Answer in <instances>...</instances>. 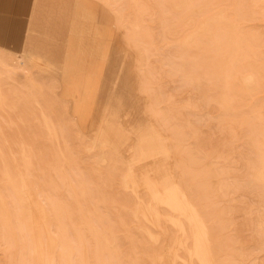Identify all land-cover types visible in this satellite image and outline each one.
<instances>
[{"label":"rangeland","instance_id":"obj_1","mask_svg":"<svg viewBox=\"0 0 264 264\" xmlns=\"http://www.w3.org/2000/svg\"><path fill=\"white\" fill-rule=\"evenodd\" d=\"M77 1L91 79L0 65V264H264V0H14L0 57Z\"/></svg>","mask_w":264,"mask_h":264},{"label":"crops","instance_id":"obj_2","mask_svg":"<svg viewBox=\"0 0 264 264\" xmlns=\"http://www.w3.org/2000/svg\"><path fill=\"white\" fill-rule=\"evenodd\" d=\"M35 1L37 4L38 0ZM13 2L14 0H0V13L4 14L0 15V49L7 52L9 51L2 48L10 45L8 35L11 27L7 15L13 7ZM52 4L50 10L44 11L45 16L33 11L27 22L20 23V54L44 57L50 64L53 61L52 63L62 67L61 74H67L65 77L73 72L74 67L75 72L78 71L77 67L84 68L83 80L91 79L94 74L93 12L87 6H79L78 1L74 5L60 2L58 20L56 4ZM21 33L23 37L20 36ZM68 80L66 78V81ZM68 94L66 91L65 96Z\"/></svg>","mask_w":264,"mask_h":264},{"label":"bare ground","instance_id":"obj_3","mask_svg":"<svg viewBox=\"0 0 264 264\" xmlns=\"http://www.w3.org/2000/svg\"><path fill=\"white\" fill-rule=\"evenodd\" d=\"M26 46V45H25ZM25 49V48H24ZM5 55V54H4ZM12 60H13V58H12ZM10 61H11V59H10ZM9 63H14V62H9ZM8 62H6L4 59H3V57L1 58L0 57V65L1 66H3V67H5V68H7V69H11V70H18V71H23V72H25V66L27 65L26 64V59H25V55L23 56V59L22 60H20V61H18L17 63H19L18 65H11V64H9ZM21 64V65H20ZM4 69V68H3ZM2 69V70H3ZM2 70H0V71H2ZM3 72V71H2ZM7 71H5V73H6ZM22 72V73H23ZM16 73H19V72H16ZM8 74V73H7ZM8 76V75H7ZM151 133V132H150ZM104 136V138H106V135H103ZM147 136V135H146ZM146 136H145V138H146ZM139 145V144H138ZM260 148V147H259ZM260 150H262L261 148H260ZM259 150V151H260ZM139 152L141 153V154H143L144 156H148V155H152L153 154V150H152V146L151 145H147L145 142L142 144V145H140V147H139ZM261 152V151H260ZM262 152H263V150H262ZM261 152V153H262ZM138 153V152H137ZM264 153V152H263ZM262 153V154H263ZM260 155V154H259ZM207 156V155H206ZM179 168V167H178ZM9 172V171H8ZM131 172V171H130ZM23 174V173H22ZM181 174V173H180ZM11 175V174H10ZM24 175V174H23ZM13 176H15V175H13ZM16 177V176H15ZM21 177V176H20ZM24 177V176H23ZM179 177V176H178ZM177 177V178H178ZM15 179V178H14ZM19 179V178H18ZM21 180V179H20ZM31 181H33V180H31ZM80 182V181H79ZM185 183V182H184ZM33 184H34V182H33ZM81 184V183H80ZM32 187L35 185H32V184H30ZM187 185V184H186ZM25 186V185H24ZM36 186V185H35ZM38 186V185H37ZM79 186V185H78ZM31 187V188H32ZM80 187V186H79ZM37 188V187H36ZM80 189V188H79ZM30 190V189H29ZM35 190V189H34ZM53 190V189H52ZM55 190V189H54ZM87 190V189H86ZM166 190V189H165ZM10 191V190H9ZM39 191V190H38ZM35 192V191H34ZM37 193V192H36ZM40 194V193H39ZM42 194V193H41ZM37 195H38V193H37ZM43 195V194H42ZM42 195H40V196H42ZM36 196V195H35ZM30 197V196H29ZM37 197V196H36ZM12 198V197H11ZM43 199V198H42ZM41 199V200H42ZM190 199V198H189ZM49 201H50V199H49ZM41 202V201H40ZM44 202H45V200H44ZM43 202V203H44ZM52 204V203H51ZM9 205H11V204H9ZM48 207V206H47ZM11 209V208H10ZM57 210V209H56ZM49 211V210H48ZM53 211V210H52ZM51 211V212H52ZM54 212V211H53ZM54 214H56V213H54ZM53 214V215H54ZM204 214V213H203ZM52 215V216H53ZM50 217H51V214H50ZM57 217V216H56ZM13 218H14V216H13ZM53 218V217H52ZM12 219V218H11ZM103 219V218H102ZM264 219V218H263ZM32 221H33V225H32V228H31V231H32V233H33V235H34V237H35V239H36V241H37V251L39 252V254L40 255H42L43 254V252H44V250L46 249V247H45V241L44 240H46V239H48V237H45L44 236V229L42 228V226H41V224H40V222H39V218H38V215H35V214H33V216H32ZM106 221V220H105ZM264 221V220H263ZM15 222V221H14ZM54 222V220L52 221V223ZM56 222V221H55ZM54 222V223H55ZM60 222V221H59ZM205 223V222H204ZM16 224V223H15ZM15 224H13L14 226H15ZM56 224V223H55ZM203 224V223H202ZM58 225V224H57ZM57 225H56V227H57ZM59 226V225H58ZM50 227H52L51 226V224H50ZM55 227V226H54ZM53 227V228H54ZM185 228V227H184ZM25 229V228H24ZM56 232V231H55ZM54 232V233H55ZM53 233V232H52ZM18 234V233H17ZM67 234V233H66ZM61 235H63L62 234V232H61ZM56 236H57V234H56ZM68 236V235H67ZM60 234H59V239H60ZM65 237V236H64ZM26 238H28V237H26ZM66 238V237H65ZM69 238V237H68ZM85 239V238H84ZM207 239V238H206ZM56 241H57V238L55 239ZM62 240V239H61ZM61 240H59V242H61ZM71 240V239H70ZM69 240V241H70ZM63 241H65V239H63ZM62 241V243H66V242H63ZM72 241V240H71ZM59 242H58V244H59ZM74 242V241H73ZM78 242V241H77ZM86 242V241H85ZM59 244L60 246L61 245H63V244ZM71 243V242H70ZM72 244V243H71ZM74 244H76V243H74ZM65 245V244H64ZM73 246V245H72ZM57 247H59V246H57ZM68 247V246H67ZM62 248V247H61ZM60 248V249H61ZM64 248V247H63ZM66 248V247H65ZM76 249V248H75ZM64 250V249H63ZM79 250V249H78ZM65 251V250H64ZM69 252V251H68ZM59 253H57V255H58ZM56 255V256H57ZM43 256H44V254H43ZM53 256H55V255H53ZM79 256V255H78ZM97 256H98V253H97ZM73 257V256H72ZM98 259H99V257H97ZM96 258V260H98ZM57 259V258H56ZM28 260V259H27ZM46 262V261H45ZM99 262V261H98ZM83 263V262H82ZM28 264V263H27ZM41 264H43V263H41ZM56 264H58V263H56Z\"/></svg>","mask_w":264,"mask_h":264}]
</instances>
